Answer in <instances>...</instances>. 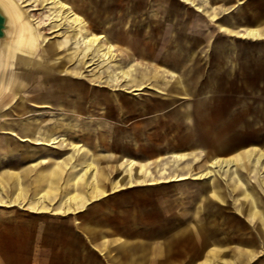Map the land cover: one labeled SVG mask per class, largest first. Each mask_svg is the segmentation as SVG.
Wrapping results in <instances>:
<instances>
[{"label":"crops","instance_id":"crops-1","mask_svg":"<svg viewBox=\"0 0 264 264\" xmlns=\"http://www.w3.org/2000/svg\"><path fill=\"white\" fill-rule=\"evenodd\" d=\"M79 1L85 11L79 12L77 8L75 11L84 23L76 25L77 32L82 29V34L75 35L77 41L85 34L101 36L103 49L108 45L113 48L110 61L101 59V50L96 46L88 47L83 43L78 48L75 44L72 46L75 55L60 60L45 57L44 61L38 55L33 67H38L39 71L26 99L28 104H19L18 114H3L0 119V129L13 139V150H19V163L28 161L30 192L40 198L45 193L44 199L50 203L39 211L74 214L73 223L81 224L86 243L99 251L106 264H162L160 257L177 250L192 260L200 258L197 264H247L253 259L251 264H264V136L259 125L246 129L239 123L238 112L237 124L229 126L230 116L234 117L235 113H230L228 94L218 96L214 90L217 82L213 83L219 70L221 85H228L233 75L240 77V65L245 58L251 54L254 58L247 59L251 60L249 62L259 61L264 54V44L254 41L217 47L219 70L206 74L210 85L199 93L198 81L204 73L198 66L202 60L192 54L207 53L208 47L200 51L184 50L187 63L176 70L135 60L134 56L145 54L144 44L135 38L125 39L122 34L129 29L121 28L132 21L109 27L108 12L112 9L109 2ZM183 1L202 9V4L213 0ZM99 4L109 6L102 16L98 15ZM130 10L126 5L123 12ZM204 12L210 11L207 8ZM151 14L157 16V10L152 9ZM209 16L214 19L216 13ZM138 19L129 26L134 33L146 31L150 25ZM87 20L99 22L98 26L106 28L91 32ZM253 21L259 24L264 21V15ZM172 27L169 35L175 37L174 30H180L178 20H173ZM220 29L242 37L264 39V25L244 26L239 19L220 25ZM123 70H127L129 76L125 77ZM82 80H86L85 85ZM96 84L127 91L140 90L147 85L158 89L159 85H164L167 96L148 99L139 106L136 113L141 121L136 130L133 125L128 127L124 115L131 110L124 109L125 104L118 105L113 91L89 90ZM112 105L119 107L120 125L111 114ZM239 108V104L231 106L233 111ZM96 112L100 115L96 116ZM19 177L21 181L20 172ZM186 178L200 180L191 187L179 184L176 196L171 198L167 196L174 193L161 187L155 191H149L151 188L127 191L134 186ZM12 180L13 189L17 191L19 184L15 178ZM23 191L22 194L24 187ZM109 193L116 194L115 201L118 198L121 204L127 202L119 208L125 210L131 202L132 211L141 213L145 222L155 221L156 227L130 228L132 231L127 235L114 234L106 218L110 209L91 207L94 201ZM156 196H159L158 202H155ZM180 196L187 197L188 205H181ZM50 197L61 199L52 204ZM178 205H181L180 210ZM80 212L86 215L83 220L75 218ZM160 212L168 215L158 217ZM179 239L197 247L176 248ZM80 240L70 238L71 245H80L83 251L87 249L86 243ZM74 250L67 248L69 253ZM121 257H125L122 263ZM75 261L69 260L67 264H76Z\"/></svg>","mask_w":264,"mask_h":264},{"label":"rangeland","instance_id":"rangeland-1","mask_svg":"<svg viewBox=\"0 0 264 264\" xmlns=\"http://www.w3.org/2000/svg\"><path fill=\"white\" fill-rule=\"evenodd\" d=\"M22 8L25 10L28 17H31L33 21L38 25V32L40 34V45L34 56V60L37 56H41V59L45 61L46 58L50 60H57L61 58H67L76 54V50L73 49V45L77 41L76 38V24L68 20L66 13L55 2H49V0H17ZM67 2H77L72 5L74 11L76 8L79 12H84L83 6L79 0H66ZM109 2L111 10H109V17L111 20L110 25L112 27L117 26L122 22H127L126 26L121 28L123 30L129 29V32L124 33L125 39H133L144 44L145 54L142 57L134 56L135 60L142 61L158 67L166 69L176 70L181 64L187 62L185 58L186 53L184 50L193 48L197 51L201 48L208 47L207 53H193V57H198L202 60L198 66L204 75L200 76L198 81V92L205 91L208 85L207 73L217 72L216 69L220 67V60L216 59V56H220V53H216L217 47L226 44L234 43L240 45H246L249 42L260 41L264 44V39H252L249 37L238 36L237 34H231L220 29V25L230 24L232 21L235 23L237 19L240 20L244 26H258L262 27L264 21L259 24H255L253 18L264 15V0H213L210 4H202L201 1H196L198 4H202V9H198L197 6L184 2L183 0H101ZM228 1V3H226ZM197 4V5H198ZM128 5L132 10L123 12L125 6ZM75 6V7H74ZM98 15L102 16L104 9L108 11L109 6L98 5ZM209 9V13H216L214 19L210 18L209 13H205V9ZM121 9V10H120ZM152 9L157 10V16L151 14ZM130 13V14H129ZM130 15V16H129ZM60 16H62L60 18ZM90 16H87V18ZM103 18V17H102ZM138 19L139 22L144 24L148 23L146 31L132 32V24ZM95 19V17H94ZM178 20L180 30L175 32V37L169 35V30L173 29V20ZM88 21V29L96 30L97 32L103 31L104 27L98 26L99 22ZM132 23V24H131ZM243 27V26H242ZM240 29H244V28ZM108 28V27H107ZM131 31V32H130ZM130 35H128V34ZM121 47L119 42H116ZM177 45L179 47H177ZM50 47V48H48ZM249 55L248 53L246 56ZM253 55H249L245 58V62L240 65L241 76L229 78L228 85H221L222 80L221 71L215 74L213 83L217 82L214 90L218 96L220 93L223 95L228 94L230 113H235L230 116L229 126L237 124V117L239 123H243L246 129H252L253 125H259L261 135L264 136V54H261V59L256 62H249ZM254 58V57H253ZM33 60V65H34ZM190 63V62H189ZM151 64V65H152ZM83 67V66H82ZM181 67V66H180ZM86 68V67H84ZM39 68L33 67L30 70L29 83L24 87L21 98L17 100L10 108L5 112L0 113V119L2 115L18 114L17 109L19 104L26 103L34 78L38 74ZM166 74V77H169ZM259 81L261 82L259 84ZM122 83V81H121ZM86 84V80H82V85ZM118 86V85H117ZM157 86H144L140 90L127 91L126 89L111 90L108 86L102 84L91 85L89 90H101V92H114L116 93L117 103L125 104L127 111L126 120L128 121V127L134 126L136 130H139L141 118L137 115V109L142 105L144 101L148 99H162V96H167V90L164 85ZM83 89V88H82ZM223 89V90H222ZM90 92V91H89ZM159 94L160 96L158 97ZM122 98H126V101H122ZM122 99V100H121ZM243 102V104L241 103ZM239 104L240 108L231 110V106ZM118 109V110H116ZM112 116L117 120L120 125L119 119V107L112 105ZM4 111V110H3ZM219 111V110H218ZM217 111V112H218ZM15 112V113H14ZM220 112V111H219ZM237 112L239 115L236 117ZM136 113V114H135ZM215 113V112H214ZM96 116L100 115L95 113ZM258 119L259 124H257ZM213 125L216 122H211ZM138 138L140 136L137 135ZM28 144V142H23ZM14 141L9 134L0 129V264H67L69 260H77L79 264H106L99 254L97 249L92 248L87 244L84 234V230L81 224L73 223L74 214L68 215H55L45 212L43 210L45 205H50L49 202L42 197H37L30 192V171L28 161L19 163V150H13ZM24 144L20 145L23 148ZM19 148V149H20ZM12 168L19 170L21 174V183L25 188V193L21 196H16V192L13 189V180L9 174H11ZM34 175V169L32 171ZM200 179L186 178L180 181L161 183L158 185L147 186H134L128 188L127 191L139 190L141 188H151L155 191L159 187L162 189H170L169 198L176 196L175 192L179 188V184L186 183L187 187H191V184ZM185 186V187H186ZM24 192V191H23ZM22 192V193H23ZM115 193H109V195L102 197L94 201L91 205L94 209H110L106 213V218L109 219V230L114 234L125 233L129 234L131 229H142L156 227L155 221H143L142 214L137 211H132V205L130 203L122 210L119 208L121 199H116ZM156 201H159V196H156ZM185 196L178 197L182 200L181 205H188V199ZM16 199V203H11V200ZM39 199V200H38ZM52 204L60 201V197H50ZM132 201V199H131ZM134 203V202H133ZM159 204V203H158ZM178 205V210L180 206ZM112 209V210H111ZM39 212H38V211ZM158 217L168 215V213L160 212ZM48 216V217H45ZM85 214L80 212L76 214V219L85 218ZM137 219V223L135 220ZM135 222V224H134ZM148 223L146 226L145 224ZM145 225V226H144ZM32 227V228H31ZM125 227V228H122ZM129 231V232H128ZM145 232V231H144ZM32 233V235H31ZM77 237L81 240L79 242H85V250H80L81 246L71 245L70 238ZM141 242V240H140ZM70 243V244H69ZM194 243V242H193ZM196 245L192 242L185 240H178L175 243L176 248L185 247L187 249H194ZM73 247L75 250L71 253L67 252V248ZM78 248V249H77ZM77 249V250H76ZM62 258L65 261L62 262ZM257 258V257H256ZM122 260L125 257H121ZM162 264H188L195 261V263L201 262L200 258L190 259L186 255H181L178 250L172 252L166 256L159 258ZM251 260L247 264H251ZM71 264V263H69ZM153 264V262H150ZM155 264V263H154Z\"/></svg>","mask_w":264,"mask_h":264},{"label":"bare ground","instance_id":"bare-ground-1","mask_svg":"<svg viewBox=\"0 0 264 264\" xmlns=\"http://www.w3.org/2000/svg\"><path fill=\"white\" fill-rule=\"evenodd\" d=\"M49 2L57 3L66 13L70 22L79 26L84 24L82 22V17L74 11L72 5L66 0H49ZM0 4L5 8L12 22L10 38L5 43L2 56L3 67L0 73L1 112L11 107L19 99L24 87L29 83L30 70L33 66L34 56L40 45V34L38 32V25L33 19H31V17H28L17 0H0ZM61 17L62 16H60V18ZM78 33L82 34L81 27L76 34ZM100 40L101 36L85 34L82 35L80 42L77 41L75 43V48H78L82 43L88 47L96 46L98 50H101V59L110 61L113 48L111 45H108L107 48L103 49V44ZM122 74L125 77L129 76L127 70H123ZM9 175L12 179L15 178L19 184L16 196H21L23 187L20 181L19 172L12 170ZM1 184L2 183L0 182V186H2ZM42 194L44 198L45 193ZM16 202V199L11 200V203Z\"/></svg>","mask_w":264,"mask_h":264},{"label":"water","instance_id":"water-1","mask_svg":"<svg viewBox=\"0 0 264 264\" xmlns=\"http://www.w3.org/2000/svg\"><path fill=\"white\" fill-rule=\"evenodd\" d=\"M12 31V22L5 8L0 4V73L3 67V50Z\"/></svg>","mask_w":264,"mask_h":264}]
</instances>
